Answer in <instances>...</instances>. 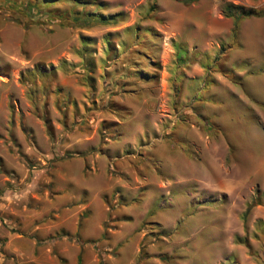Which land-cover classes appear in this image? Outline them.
Masks as SVG:
<instances>
[{
    "label": "rangeland",
    "instance_id": "rangeland-1",
    "mask_svg": "<svg viewBox=\"0 0 264 264\" xmlns=\"http://www.w3.org/2000/svg\"><path fill=\"white\" fill-rule=\"evenodd\" d=\"M100 1L0 0V264H264V0Z\"/></svg>",
    "mask_w": 264,
    "mask_h": 264
},
{
    "label": "trees",
    "instance_id": "trees-1",
    "mask_svg": "<svg viewBox=\"0 0 264 264\" xmlns=\"http://www.w3.org/2000/svg\"><path fill=\"white\" fill-rule=\"evenodd\" d=\"M58 0H23L21 7L25 10L31 8V7H37L39 3H52ZM68 1H72L81 5H85V4H96V5H102V2L100 0H68ZM184 3H188L192 0H182ZM29 7V8H28ZM230 7H232V5L230 4H225L224 5V10L226 11V15H230ZM27 8V9H26ZM239 9V15L240 16H248V15H252V14H256L252 9L250 8H242V7H238ZM262 15H264V12L261 13ZM73 21L76 22H80V23H88L90 18L89 17H81L78 14H73L72 18ZM235 25V24H234Z\"/></svg>",
    "mask_w": 264,
    "mask_h": 264
}]
</instances>
